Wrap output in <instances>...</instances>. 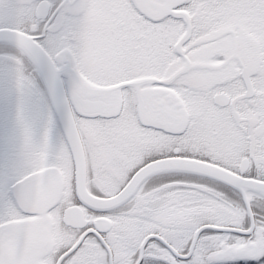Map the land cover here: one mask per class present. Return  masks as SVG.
Instances as JSON below:
<instances>
[{
    "label": "snow or ice",
    "instance_id": "obj_1",
    "mask_svg": "<svg viewBox=\"0 0 264 264\" xmlns=\"http://www.w3.org/2000/svg\"><path fill=\"white\" fill-rule=\"evenodd\" d=\"M0 264H264V0H0Z\"/></svg>",
    "mask_w": 264,
    "mask_h": 264
}]
</instances>
